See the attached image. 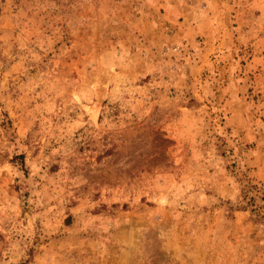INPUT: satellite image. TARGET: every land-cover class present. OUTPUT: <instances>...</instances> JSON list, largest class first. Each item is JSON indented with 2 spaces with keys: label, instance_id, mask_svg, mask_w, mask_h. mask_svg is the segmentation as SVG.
Listing matches in <instances>:
<instances>
[{
  "label": "rangeland",
  "instance_id": "obj_1",
  "mask_svg": "<svg viewBox=\"0 0 264 264\" xmlns=\"http://www.w3.org/2000/svg\"><path fill=\"white\" fill-rule=\"evenodd\" d=\"M0 264H264V0H0Z\"/></svg>",
  "mask_w": 264,
  "mask_h": 264
}]
</instances>
